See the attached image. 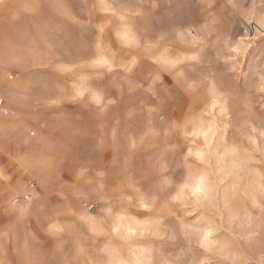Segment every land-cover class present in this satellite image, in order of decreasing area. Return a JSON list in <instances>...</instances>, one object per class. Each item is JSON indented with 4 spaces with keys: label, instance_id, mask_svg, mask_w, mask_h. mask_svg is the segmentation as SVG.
Returning <instances> with one entry per match:
<instances>
[{
    "label": "rangeland",
    "instance_id": "1",
    "mask_svg": "<svg viewBox=\"0 0 264 264\" xmlns=\"http://www.w3.org/2000/svg\"><path fill=\"white\" fill-rule=\"evenodd\" d=\"M30 2L0 21V264H264V0Z\"/></svg>",
    "mask_w": 264,
    "mask_h": 264
},
{
    "label": "bare ground",
    "instance_id": "2",
    "mask_svg": "<svg viewBox=\"0 0 264 264\" xmlns=\"http://www.w3.org/2000/svg\"><path fill=\"white\" fill-rule=\"evenodd\" d=\"M31 1V0H30ZM29 0H4V2L2 3V4H0V21L2 20V17H3V12L5 11V10H7V9H9V8H12V9H18V10H21V9H23V10H25L26 11V9H30V8H32V3L30 2ZM126 30V29H125ZM129 31V30H128ZM128 31H125L124 32V34L127 32L128 33ZM129 34V33H128ZM131 34V33H130ZM123 37V36H122ZM165 55V54H164ZM163 56V55H162ZM164 57V56H163ZM163 57H162V59H163ZM165 59H167L166 57L164 58V60ZM168 60V59H167ZM3 68V67H2ZM1 69V68H0ZM4 69V68H3ZM2 70V69H1ZM4 70H2V72H1V75L3 76L4 75ZM6 75V74H5ZM9 78L8 77H4V78H2V80L0 81V83H1V85L2 86H4V87H9ZM214 84V83H213ZM214 86V85H213ZM211 88V87H210ZM212 89V88H211ZM210 89V90H211ZM209 90V91H210ZM216 90H217V88H216ZM10 91V90H9ZM212 91V90H211ZM211 91H210V93H211ZM12 94V93H11ZM219 94H220V92H219ZM218 93H217V91H214V93L211 95V99L209 100V103H208V105L212 108L214 105H216L217 103H219L220 101H219V99H218V95H219ZM8 96V95H7ZM10 96V95H9ZM210 96V95H209ZM11 97V96H10ZM222 99V98H221ZM221 103V102H220ZM219 103V104H220ZM221 105H222V103H221ZM4 107V106H3ZM225 107V106H224ZM209 108V107H208ZM221 110H222V108H221ZM223 110H224V108H223ZM204 124V123H203ZM205 125V124H204ZM193 127H195V126H193ZM209 127V126H208ZM196 130L198 131V132H201V136H202V133H203V135H204V133H206V129H208L207 127H206V129L203 127V125H201V123L199 124V125H197L196 127ZM195 128H193V130L195 129ZM4 132V131H3ZM2 133V132H1ZM209 133V132H208ZM210 134V133H209ZM201 177L202 176H198V177H196L194 180H193V182H190L191 183V185H190V187H191V189H192V191H195V188H196V186H197V184L198 183H200L201 182ZM203 187H205V183H204V181H203ZM10 198V197H9ZM11 201V200H10ZM120 224V226H122L124 229H126V230H132L134 227H132L131 225H130V223H128L127 224V222H120L119 223ZM210 229V228H209ZM123 230V229H122ZM206 233H209V230H207L206 231Z\"/></svg>",
    "mask_w": 264,
    "mask_h": 264
},
{
    "label": "snow or ice",
    "instance_id": "3",
    "mask_svg": "<svg viewBox=\"0 0 264 264\" xmlns=\"http://www.w3.org/2000/svg\"><path fill=\"white\" fill-rule=\"evenodd\" d=\"M3 2H4V0H0V4H2ZM261 31L264 32V22H262V24H261ZM123 39H124L125 42H127L129 44L135 43V41L129 40V36H128V33L127 32L124 34ZM187 59H195V57H190V58H187ZM95 63L100 64V65H108V61L107 60H104V59H100V60L96 61ZM261 90L264 91V88H262ZM77 95H82V93H77ZM204 135L206 137L207 136V133H204ZM262 135H264V133H262ZM188 155L189 156L192 155L191 150H189ZM195 155H196V159L197 160H201V157H202V154L201 153L197 152ZM202 191L205 192V194L207 193V191H210V189H207V188L203 187V177H201V182L197 184V186H196L195 191H194L193 194L201 193ZM142 206L143 207H147L146 204L145 205H142ZM52 230H58V229H56L55 226H53V228L50 229V231H52ZM116 231H118V229ZM129 231L131 232V230H129ZM131 234L132 235H135V233H131ZM207 238H208V234H205L204 239L207 240ZM202 246H204V245H202ZM81 251H83V249H81ZM201 264H203V262H201Z\"/></svg>",
    "mask_w": 264,
    "mask_h": 264
}]
</instances>
